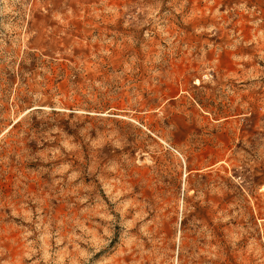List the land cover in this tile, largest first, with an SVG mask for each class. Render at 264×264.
Wrapping results in <instances>:
<instances>
[{
    "label": "rangeland",
    "instance_id": "374dc122",
    "mask_svg": "<svg viewBox=\"0 0 264 264\" xmlns=\"http://www.w3.org/2000/svg\"><path fill=\"white\" fill-rule=\"evenodd\" d=\"M0 264H264V0H0Z\"/></svg>",
    "mask_w": 264,
    "mask_h": 264
}]
</instances>
